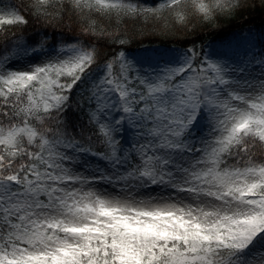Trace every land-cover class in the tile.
Instances as JSON below:
<instances>
[{
  "label": "snow or ice",
  "instance_id": "obj_1",
  "mask_svg": "<svg viewBox=\"0 0 264 264\" xmlns=\"http://www.w3.org/2000/svg\"><path fill=\"white\" fill-rule=\"evenodd\" d=\"M0 264H264V0H0Z\"/></svg>",
  "mask_w": 264,
  "mask_h": 264
}]
</instances>
